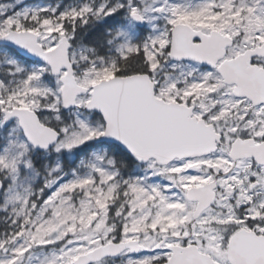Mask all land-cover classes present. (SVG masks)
Returning <instances> with one entry per match:
<instances>
[{
  "label": "snow or ice",
  "instance_id": "1",
  "mask_svg": "<svg viewBox=\"0 0 264 264\" xmlns=\"http://www.w3.org/2000/svg\"><path fill=\"white\" fill-rule=\"evenodd\" d=\"M0 264H264V0H0Z\"/></svg>",
  "mask_w": 264,
  "mask_h": 264
}]
</instances>
